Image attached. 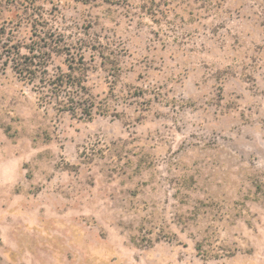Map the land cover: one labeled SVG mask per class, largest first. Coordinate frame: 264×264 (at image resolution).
<instances>
[{
  "label": "rangeland",
  "instance_id": "374dc122",
  "mask_svg": "<svg viewBox=\"0 0 264 264\" xmlns=\"http://www.w3.org/2000/svg\"><path fill=\"white\" fill-rule=\"evenodd\" d=\"M34 24L122 61L91 119L0 73V264H264V0H0Z\"/></svg>",
  "mask_w": 264,
  "mask_h": 264
},
{
  "label": "trees",
  "instance_id": "16d2710c",
  "mask_svg": "<svg viewBox=\"0 0 264 264\" xmlns=\"http://www.w3.org/2000/svg\"><path fill=\"white\" fill-rule=\"evenodd\" d=\"M36 25L28 39L20 38L18 30L0 25V73L11 68L40 94L43 102H56L60 110L87 119L93 118L95 112L107 114L108 110L95 104L87 84L91 67L87 53L91 52L92 61L98 56L104 62H121V56L110 45L69 42L64 32ZM56 58H63L61 64L55 65Z\"/></svg>",
  "mask_w": 264,
  "mask_h": 264
}]
</instances>
